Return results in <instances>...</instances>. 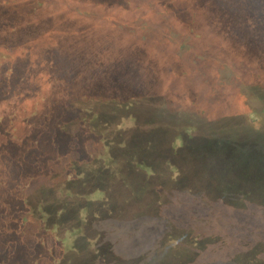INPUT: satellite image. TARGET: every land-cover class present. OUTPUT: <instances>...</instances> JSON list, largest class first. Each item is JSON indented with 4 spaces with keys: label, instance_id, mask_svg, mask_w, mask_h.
<instances>
[{
    "label": "trees",
    "instance_id": "1",
    "mask_svg": "<svg viewBox=\"0 0 264 264\" xmlns=\"http://www.w3.org/2000/svg\"><path fill=\"white\" fill-rule=\"evenodd\" d=\"M85 1L97 10L161 12L191 31L198 22L210 32L203 50L215 48L217 58H203L195 46L182 57L167 52L156 24L148 34H128L100 11L83 17ZM45 3L0 0V63L16 49L34 68L32 81L23 77L31 104L15 106L31 121L26 135L13 136V121L0 118V156L23 172L13 195L33 172L16 151L23 155L52 125L45 144L57 159L76 154L95 169L75 177L84 178L82 188L93 185L103 205L93 211L94 237L75 230L89 241L93 264H264V0H63L75 18L58 25L40 16ZM26 32L28 42L13 49V34ZM81 74L88 75L78 80ZM52 75L56 81L47 80ZM87 143L100 149L92 154ZM18 253L16 264L34 263Z\"/></svg>",
    "mask_w": 264,
    "mask_h": 264
},
{
    "label": "rangeland",
    "instance_id": "2",
    "mask_svg": "<svg viewBox=\"0 0 264 264\" xmlns=\"http://www.w3.org/2000/svg\"><path fill=\"white\" fill-rule=\"evenodd\" d=\"M44 3L45 6L40 16H45L43 17L45 20H51L55 25H58L59 21L70 22L69 17H72V20L75 18L72 16L73 13L71 14L70 10H67V14L64 12L66 10L63 8V0H44ZM95 10L97 9L93 8L90 2L85 1L80 4L78 12L81 16L86 17L87 14L92 15L100 11L97 13V16L106 17L110 25L113 23V26H119L121 30H125V33L129 32L128 34L140 32L139 29L144 34H148L156 24L155 27H159V31L155 37L158 39L157 41H161L164 43L163 45H166L165 50L167 52L170 50V52L182 57L189 46H195L196 51L202 54L203 58L210 56L217 58L215 48L214 53L203 50V44L206 42L210 32L204 25L198 22L194 24L191 31L186 26L176 23L169 15H164L161 12H149L142 9L141 11L137 10L129 13L118 8L97 10L96 12ZM60 12L62 15L59 14ZM141 12L144 15H141ZM152 22L156 23L151 25ZM137 23H143L146 26L139 25L136 28L134 26ZM88 25L90 27L94 26L93 24ZM43 27L47 28V26ZM27 38V32L19 35L13 34V49L14 44L24 45L25 41L28 42ZM79 56L81 57L80 54ZM61 60H64L62 56ZM33 69L32 64H29L27 54L25 52L19 53L16 49L13 51L12 57L8 62L0 63V74L3 79L6 78V80L4 79L5 82L8 80V84L3 83V86H1L4 87L5 94L0 95V118L2 122L13 121V129L15 130L13 136L15 137L19 135L21 137L25 136L27 125L31 122L29 120L26 121L25 117L17 111L15 106H29L31 104L29 98L26 102L23 100L31 89V85L23 82V77L28 76L30 79V72ZM132 71L133 68H129L127 75L130 76ZM88 74L94 75L95 69L92 67ZM157 74L161 84L162 82L165 84V76L162 70ZM87 75H79L78 80ZM50 77H48V81L50 79L53 81L57 80L56 75ZM42 95H49L48 89H45ZM94 95V98L100 99V102L107 98L106 94L98 93L96 95L95 93ZM100 102L96 100L95 103L99 104ZM12 113L13 118L11 119L9 117ZM32 121L35 122L36 119ZM65 127L67 131L74 129L73 124L64 126L63 128L65 129ZM46 130V133L41 134L40 138L37 137V143L30 142V146L23 147L25 152L23 155L20 154L21 151H16L17 158L26 163V166H29L28 171H33L20 184L19 191L17 192L19 195L15 196L12 192L14 182L17 181L15 178L23 172L22 170L19 171V168L13 164L15 159L13 161L5 153L0 156V264H16L14 256L18 258L17 254H19L20 249L29 258L35 259L34 263H32L33 260H30L29 263L24 262V264H93V249L89 247V241L80 237V232L75 230L81 228L82 234L87 235L88 239L95 236V229L92 224L95 221L94 217L96 213L93 211L95 206L100 203L96 199L97 197L92 196L95 187L88 183L85 185V188H82V184L86 183L84 178L81 177V179L76 180L75 177H79L83 173L89 175V172L95 169L90 166L93 164L87 163L84 159L80 160L76 154L66 156L60 152L61 155L57 159L56 155H54L55 153H53L54 151L50 150L49 144H45L46 142H50L53 137L51 134L52 125H49ZM97 145L99 144L87 143V151L93 154L92 150L100 149V146ZM14 150L15 148L11 149V151ZM14 152L13 157L16 156ZM16 161L15 163L17 164ZM73 173L76 174L73 176ZM122 175L124 176V173ZM117 187L126 190V186L122 184H118ZM124 200L123 195L118 196V202L121 206L125 203ZM5 205H8L6 209L4 208ZM26 205L29 207V210L26 209ZM96 208L102 209L103 205H98ZM4 213H6L7 217ZM18 214L23 219L27 218L24 224L21 223V219L15 220V223L13 222V217ZM8 217H12V220ZM84 221H87L86 225H83ZM21 228L24 237L17 238ZM141 232L137 233L138 237L141 236ZM55 238L57 239L56 242L54 241ZM124 240L125 244L123 245L130 244L128 237ZM70 243H73V245ZM24 244L25 247L22 249L21 247ZM63 246L68 248V250L62 251ZM38 253L42 254V256H38Z\"/></svg>",
    "mask_w": 264,
    "mask_h": 264
}]
</instances>
